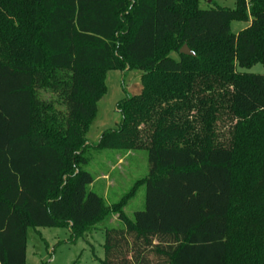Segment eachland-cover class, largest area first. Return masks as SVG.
I'll list each match as a JSON object with an SVG mask.
<instances>
[{
  "label": "trees",
  "instance_id": "1",
  "mask_svg": "<svg viewBox=\"0 0 264 264\" xmlns=\"http://www.w3.org/2000/svg\"><path fill=\"white\" fill-rule=\"evenodd\" d=\"M8 1L32 8L33 27L11 34L31 61L0 62V264H27L40 227L72 240L103 228L99 264H264V73L248 71L264 66V0ZM127 69L142 89L94 147L146 150L149 169L108 206L72 189L106 74ZM142 186L133 220L124 209Z\"/></svg>",
  "mask_w": 264,
  "mask_h": 264
},
{
  "label": "rangeland",
  "instance_id": "2",
  "mask_svg": "<svg viewBox=\"0 0 264 264\" xmlns=\"http://www.w3.org/2000/svg\"><path fill=\"white\" fill-rule=\"evenodd\" d=\"M211 1L219 6L234 9L237 0H203L202 7L207 8ZM4 17V18H1ZM5 19V27L2 22ZM32 8L21 2L10 3L0 0V62L12 59L18 63L31 61L30 48L24 46L18 36L12 37V31L32 38ZM247 26L246 22L234 21L231 29L238 33ZM21 46L17 56L14 48ZM17 46V47H18ZM252 73H264V66L257 64L248 70ZM142 72L138 69L109 70L106 74L107 92L98 103V110L88 133L89 148L79 161L84 171L74 179L73 191L94 197L102 196L106 205L119 202L134 186L135 182L148 174V155L146 150L121 151L114 149H97L102 133L118 127L121 112L118 104L129 95L137 94L142 89ZM146 187L139 188L124 209L125 214L137 220L144 212ZM88 202L87 199L81 200ZM78 202V201H77ZM80 202V201H79ZM121 216L116 214L108 225L118 227L122 224ZM105 232L96 230L77 240H72L70 229L57 227H40L28 232L27 264H99L97 257H105ZM94 248V250H93Z\"/></svg>",
  "mask_w": 264,
  "mask_h": 264
},
{
  "label": "water",
  "instance_id": "3",
  "mask_svg": "<svg viewBox=\"0 0 264 264\" xmlns=\"http://www.w3.org/2000/svg\"><path fill=\"white\" fill-rule=\"evenodd\" d=\"M180 53H182V54H186V55H192V56H195V55H196L195 52L192 51V50L188 47L187 44H185V45L181 48Z\"/></svg>",
  "mask_w": 264,
  "mask_h": 264
},
{
  "label": "crops",
  "instance_id": "4",
  "mask_svg": "<svg viewBox=\"0 0 264 264\" xmlns=\"http://www.w3.org/2000/svg\"><path fill=\"white\" fill-rule=\"evenodd\" d=\"M249 25H250V22L247 23V26H246V27H248ZM246 27H245V28H246Z\"/></svg>",
  "mask_w": 264,
  "mask_h": 264
}]
</instances>
